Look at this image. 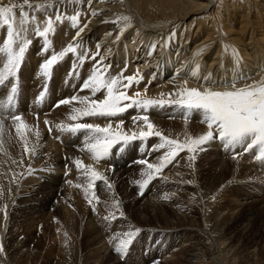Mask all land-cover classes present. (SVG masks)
I'll list each match as a JSON object with an SVG mask.
<instances>
[{
	"label": "bare ground",
	"instance_id": "bare-ground-1",
	"mask_svg": "<svg viewBox=\"0 0 264 264\" xmlns=\"http://www.w3.org/2000/svg\"><path fill=\"white\" fill-rule=\"evenodd\" d=\"M15 2L20 4L23 3V0H15ZM30 2L33 5H45V8L37 13L36 24L41 28L45 26V21L49 15L55 20L57 9L62 13H67V15H73L79 11L81 13L79 25L82 27L87 23L88 27L79 37L77 53L68 54L54 66L49 78L51 79L49 84L50 95L45 105L43 102L35 101L32 97L34 92L39 93L41 91L46 80V77L39 70V65L51 54L59 53L68 44L74 43L73 37L76 29L71 27L70 21L57 22L55 34L49 37L52 42L51 46L45 55L40 54L43 47L42 38H36L32 31L22 33L21 39H32L33 43L26 51L22 66L15 78L17 91L14 94L13 104L15 105V112L22 114V119L32 126L31 132L26 131L29 148L37 140L36 132L39 133V144L37 145V155L29 157L23 151L24 145L17 137L12 121L10 119L5 121L3 133L6 135V141L9 142L3 143L2 150L5 153L7 147L10 146L13 153V162H9L8 157L2 158L0 156V244L4 248V252L0 253V264H13L17 257L22 258L23 256L33 255L32 257L39 259L40 254H37L38 251H35L33 244H36L41 238L44 241L43 243L47 245V247L45 246L47 251L50 252L47 261L49 264H68L69 246L72 245L68 242L70 240L68 238L70 232H75L73 230L75 220H78L81 228L91 234L92 245L87 249L88 254L106 257L115 255L116 259L118 256L122 258L121 254L115 252V245L122 240V237L118 235L119 229L111 227L108 232H105L98 229L96 225L97 222L103 220L102 209H106L103 199L105 197L113 199V207L118 211L120 201L113 194L109 195L116 182L119 179L124 181L127 174L135 175L141 168H147L146 164L135 163L139 159L158 164L159 161L156 158L162 155L165 150L153 151V146L159 143L153 136L145 140L146 146H150V148L145 149L141 155L136 154L130 147L131 145L133 148H137L144 142L136 140L130 142L123 152L117 154L116 150L121 145H116L112 150L113 155L108 159L97 162L85 148L87 131H81L73 135L57 129L56 125L74 126L75 123H93L103 127L111 119L115 129V124L123 120V131L131 134V131H139V127H134L132 117L145 114L143 110L138 111L136 108H132L117 117H85L72 121L68 117L74 114L72 112L73 108L81 107L78 102L74 101L69 105H61L58 108L54 105L57 101L70 98L73 95L91 96L90 91H80V87L84 79L91 74L92 66L96 63V60L101 57H103L105 64L111 66V76L119 75L122 70H124L123 76L125 77L136 76L137 72L140 74V76H136V79L140 82L138 84L133 83L127 89V94L134 96L136 92H140L141 98L175 99V96L170 97L169 94L183 87L202 88L205 79L211 82L209 86L226 84L236 79L237 76L241 77L237 87L242 86L245 82H260L264 80V0H91L90 4L89 0H62V2L61 0H30ZM3 3L7 4L8 0H3ZM49 4L53 7L49 8ZM25 10L31 14L32 10L27 9V7ZM93 11L97 12L98 15L93 17L91 15ZM124 16H128L130 19L125 21L122 19ZM17 21H19L18 10ZM34 26L30 25V27ZM171 32H175L176 35L174 37L170 36ZM118 35L119 39H117ZM5 38L6 27L0 28V49H3ZM12 47L13 51H18V43L13 44ZM98 48L100 55H96ZM85 52L87 53L85 64L80 66L76 56L83 55ZM94 55H96V60L91 59ZM206 59H208V62L205 61ZM6 61L7 53L0 51V72H3V65ZM176 62L178 64L174 68V72L170 74L169 71ZM73 64H76V72L69 76ZM202 70L205 73L202 74ZM124 82L127 83V81ZM30 91H33V93ZM9 94H11L10 85L6 82L4 86H0V103H5ZM92 98L102 99L103 93L101 92L97 97ZM173 106L175 109L168 105L163 108L156 106L146 113L156 128L160 127L162 123L178 129V131L171 132L173 135L167 134L168 137L171 135L172 139L183 142L186 137L195 138L207 130L206 125L199 122L202 118L200 114H190L186 122L183 112L175 105ZM9 111H11V107ZM45 120L49 121V125H45ZM137 124L142 126L143 121H139ZM49 128H51V132H49ZM207 150L210 151L211 159L215 162L216 169L214 171L216 173L227 176L228 173L230 175L228 171H231L232 168L233 174L229 177L236 182L245 183V180H247L245 176L252 175L253 180L257 177L264 186V166H257L256 152L253 154L250 151L244 153L242 149L237 148L235 152L239 154L236 159H233V152L231 150L226 151L218 141L208 145ZM207 159L209 158L207 157ZM207 159H205L206 162L209 161ZM75 160H80L84 167L78 170L73 163ZM184 161V157H181L176 162L178 165L183 166L186 163ZM7 165L8 167H6ZM88 166H91L103 177V179L94 182L95 189H88V184L92 182L90 173L87 172ZM111 166H114V170ZM29 167L32 169L31 174L28 172ZM185 168L184 170L166 168L163 173L154 172V174H156V177L169 178L178 185L176 188L172 184L169 188L167 187L168 189L179 188L182 196L187 193L185 197H195L194 186L197 183L193 184L195 182H193L192 176L186 174L189 168V160L187 169L185 170ZM148 171L152 170L148 169ZM213 174L215 176V172ZM105 179L112 185L111 188L104 182ZM188 181H191V183H188ZM132 183H129L128 186L123 183L120 188L121 193L134 192L136 200L141 201L148 208H156L158 204L156 202L155 206L153 201L156 200L155 194L162 192L158 193L157 188L159 185L161 186V179L155 180L148 189L146 188V193L143 196L139 195V190L135 192L136 189ZM223 187L225 188V186ZM217 188L222 191L220 186H217ZM258 190L264 194L263 187H259ZM174 193L172 195H175ZM87 194L93 195L96 202L91 200ZM225 198L226 196L217 197L214 200L213 208L207 207L208 210L202 212L204 213L203 220L200 219V223L203 225L202 228L186 225L187 215L182 213L183 210L180 211L177 208L180 212H176V214L180 213L179 218L186 219L183 222L186 226L179 220L181 226L178 224L179 226L176 225V228L171 231L174 233L178 229L186 232L179 236L176 232L172 237V239H175L173 242L174 250L190 247L188 261L191 263L221 264L222 262L218 256L207 257L203 252L204 249L202 250V247H200L202 241L205 240L204 234L206 231L203 230V227L208 224V221H206L207 216L211 217L210 223L215 228L216 226L220 228L226 216L235 213L240 207L253 206L251 209L248 208L247 213L244 212V215L239 216L237 220L240 232L248 234L250 230L249 215L264 206V197L253 193L250 189L239 194L237 200L235 198L233 201L228 200L227 207H224L225 203H223V201H226ZM209 202L211 201L209 200ZM166 208L174 209L168 205ZM5 211L7 213L6 217ZM120 211H123V208ZM209 211L210 214H208ZM18 213L25 215V220L27 219L30 226L29 235L27 234L30 237V242H23L22 239L25 238H22L21 235L20 238L19 233L13 230L12 220L14 217L16 218L15 214ZM110 218L108 217V219ZM42 221H47L52 232L42 234L40 229L38 231L37 228ZM172 221H174V218ZM97 224L99 225V223ZM194 224L197 223L194 222ZM211 224L208 225L211 226ZM208 227L206 226V228ZM157 229L159 230V228ZM70 237L72 238V235ZM71 240L73 241V239ZM224 244L218 243L216 246H218V249H222ZM228 247L231 246L228 245ZM230 250L232 249L230 248ZM73 252L76 254L78 251ZM164 256V261L168 258L169 261L170 258L174 261L173 253L172 255L169 254L167 258V254ZM74 258L76 259V257ZM96 260L98 261L97 258ZM96 260L92 261L91 264H98ZM70 261L72 262V260ZM23 263L25 264V262ZM85 263L87 264L86 260Z\"/></svg>",
	"mask_w": 264,
	"mask_h": 264
},
{
	"label": "snow or ice",
	"instance_id": "snow-or-ice-1",
	"mask_svg": "<svg viewBox=\"0 0 264 264\" xmlns=\"http://www.w3.org/2000/svg\"><path fill=\"white\" fill-rule=\"evenodd\" d=\"M90 3L91 0H89ZM26 7L32 10L31 14L25 10ZM48 7L51 8L53 5L49 4ZM44 8L45 5H33L30 0H23V3L20 4L16 3L15 0H8V3L4 4L3 0H0V28L6 27V38L3 40V49H0V51L7 53V61L3 65V72H0V86H4L8 82L11 93L7 96L5 103H0V134L3 132L5 121L10 119L15 127L17 137L24 145L23 151L29 157L37 155L39 133H35L37 140L29 148V139L26 131L31 132L32 126L22 119V114L15 112V105L13 104L14 94L17 91L15 78L22 66L26 51L33 43L32 39H21L22 33L32 31L36 38H42L43 47L40 54L45 55L51 46L52 42L49 37L55 34L57 22L70 21L71 27L76 29L73 37L74 43L68 44L59 53L51 54L49 58L39 65L42 75L50 78L52 70L58 62L62 61L70 53H77L79 37L88 27L87 23L82 27L79 25V17L81 15L79 11L73 15H67V13H62L57 9L55 20L49 15L45 21V26L41 28L36 24L37 13ZM17 10L19 21H17ZM91 15L95 17L98 13L93 11ZM122 19L128 21L130 18L124 16ZM30 25L35 26L30 27ZM175 35V32L170 33L172 37ZM119 38L118 35L117 39ZM17 43L18 51H13L12 45ZM96 55H100L99 48ZM96 55L92 56L91 59L96 60ZM86 57V52L83 55L76 56V60L80 66L85 64ZM110 67V65L104 63L103 57L96 60V63L92 66L91 74L84 79L80 87V91H90L91 96L73 95L70 98L57 101L54 105V107L58 108L61 105H69L74 101L78 102L81 107L73 108L72 112L74 114L68 117L72 121L85 117H117L132 108H136L138 111L143 110L145 114L132 117L134 127H139V131H131V134L123 131V120L115 124V129L113 128L111 119L103 127L93 123H75L74 126L56 125L57 129L73 135L81 131H87L85 148L92 154V158L95 161L99 162L108 159L113 155L112 149L116 145H121L118 151L123 152L130 142L136 140L145 141L153 136L158 137L160 141L153 146V151L159 152L161 149L165 150L162 155L156 158L159 163H149L145 159L137 160L135 163L140 165L146 164L147 168L155 173H160L164 168L173 164L177 156L185 149L191 154L188 157L190 161L189 166H194L197 155L200 152L206 151L208 145L217 141L226 151L231 150L233 152V159H236L239 154L235 150L241 148L244 153L258 149L259 154L255 158L257 160H264V80L253 83L245 82L242 86L237 87V83L241 79L239 76L226 84L215 86H209L211 82L205 79L202 88L183 87L169 94L170 97L175 96V99L157 100L141 98L140 92H136L134 96H129L127 89L133 83L138 84L140 82L136 79V76H140V74L137 72L136 76L125 77L123 76L124 70H122L119 75L111 76ZM75 72L76 64H73L68 75L71 76ZM124 81H127V83ZM101 92L103 93L102 99L92 98L97 97ZM39 95L43 97L45 92L42 91ZM165 105H175L180 109L184 114L186 122L190 114H200L202 118L199 122L206 125L207 130L195 138L188 136L183 142L163 135L156 129L149 115L146 113L153 107L158 106L163 108ZM10 107L11 111H9ZM139 121H143L142 126L137 124ZM44 123L46 126L49 125L48 120H45ZM49 132H51V128H49ZM2 148L3 142L0 140V149ZM73 163L78 170L84 167L80 160H75ZM111 167L114 170V166ZM28 172L31 174V167H29ZM87 172L90 173L92 181L88 184V189H92L94 182L103 179V177L92 169L91 166L87 167ZM13 175L15 176L16 174L14 173ZM148 177V180L142 183L137 181L140 196L144 195L146 187L152 179L151 172L148 174ZM104 182L109 188L112 187L106 179ZM188 183H191V181H188ZM6 216L7 213L5 211ZM138 233L139 229H136L135 232H126L124 235L127 238L120 241L115 248V252L123 255ZM3 252V245L0 244V253Z\"/></svg>",
	"mask_w": 264,
	"mask_h": 264
},
{
	"label": "rangeland",
	"instance_id": "rangeland-1",
	"mask_svg": "<svg viewBox=\"0 0 264 264\" xmlns=\"http://www.w3.org/2000/svg\"><path fill=\"white\" fill-rule=\"evenodd\" d=\"M172 50L174 51L173 48H172ZM205 61L208 62V59H206ZM177 64H178V62H176L173 65V68L169 71L170 74H172L174 72V68L177 66ZM203 73H205V72L202 70V74ZM172 108H174V106H172ZM156 129L157 130L160 129L159 131L161 133L163 132L164 134L163 133L162 134L165 136H167V134H171V132L178 131V129H176V127H169V126L164 125L162 123L160 124V127H157ZM4 130L5 129H3V131ZM171 135H173V134H171ZM171 135H169L170 138H171ZM5 136L6 135H4V133L2 132V134H0V140H2L3 143L4 142L8 143L9 141H6L7 138ZM154 139L158 140V142H160L159 138L155 137ZM130 147H131V149H133L132 151H134L136 154H139V155H141L145 151V149L148 150L150 148V146H146L145 141L137 147L138 149L136 147L133 148L131 145H130ZM139 149H140V151H139ZM238 149L240 150L241 148H238ZM118 152L119 151L117 149L116 154ZM255 152H256V156H257L258 155V149H256L255 151L254 150L250 151L251 154H253ZM119 153H121V152H119ZM186 153H188V152H186V149H185L184 151H182L179 154V156H177V158L173 162V164L167 166L166 168L167 169L173 168L174 170H184V168L186 167L185 168V170H186L187 165H188V160H189L187 157L189 155H191L190 153H188V154H186ZM209 153H210L209 150L200 152L197 155L195 165L192 167L189 166V168L187 169L186 174H189L190 176H192V180H194L193 182H195L193 184L197 183L195 186L193 185L195 197H193V196L192 197L191 196L185 197L187 193L182 196V193L179 190V188L176 189L178 187V185L175 184L173 181H171V179L169 180V178L164 179V178L156 177L155 176L156 174H154L153 171H150L152 173V179L149 181V184L146 187L147 189L151 186V184L155 180L161 179V186L159 185L157 188H158V193L161 191L162 192L159 194L156 193L158 197L155 194L154 197L156 198V200H154V197H153V200H154L153 202L155 203V206H156V202L158 204L156 206V208L158 207L157 210L155 207H154L155 209L154 208H148V207H146V205H143L141 201L136 200L135 199L136 195L134 192H131V193L127 192L124 194V193H121V191H120V188L122 187L123 183H125L128 186L129 183L134 182V183H132V185H134V188L136 189L135 192H137L139 190V184L137 183V181L142 183L143 181L148 180V178H149L148 174L150 172L148 171V169L146 167L141 168L140 169L141 171L138 170L135 175L127 174L126 177H124V181L119 179L116 182L115 186L112 188L111 192H109V195L111 196V194H113L114 196H116V199L120 201V207H119L120 209H118V211H117L113 207V199H109V197H105L103 199L105 202L104 201L103 202L106 204V209L105 208L102 209L103 220H101L100 222H97V223H99V225L96 223L97 228L102 229L105 232H108L111 227H114V228L116 227L117 229H119L118 235H120L122 237V239L127 238L124 235L126 232H129V231L135 232L136 229H139V233L134 237L132 244L126 250V252L123 255H121L122 258L120 256H118L116 259L115 255L112 257L97 256L96 254L92 256L91 254H88L89 251L87 250L92 245L91 234L89 232H86L84 230V228H81L79 226L80 223L78 222V220H75L74 221V227H73V230L75 232L72 231L73 234H72V232H70L69 235L70 236L72 235V238L70 236L68 238V240L70 239L68 242L70 243V245L72 244L71 246H69V250H70L71 254L69 253V255H68V257H69V263L68 264H86L85 260H86L87 264H91L92 261L96 260V258L98 259V261L96 260L98 262V264H187V263L193 264V262L191 263L190 261H188L189 260L188 254L191 251L190 247L189 248H182L183 250L180 248L182 251L179 249H178L179 251L174 250L175 246H174L173 242L175 239H172V237L175 235L176 232L178 234L177 236L182 235L186 232V231L183 232L182 230L177 229L173 233L171 230H174L176 228V225L180 224V226H181V222H182V224H184V225L186 223V225H188V224L193 225V227H195V228L196 227L202 228L203 225L200 223L203 220L202 217L204 215V213H202V212H206L208 210L207 207L213 208L214 200L219 196H226V198H225L226 201H223V203H225L224 207L228 206V202H227L228 200L233 201L234 198L236 199L239 196V194H242L243 191L244 190L246 191L247 189H250L253 193L259 194L260 196L264 197V194L258 190L259 187L264 188V186L262 185L260 180H258L257 177H255L256 179L253 180L254 178L252 177V175H247V176H245V178H247V180H245V183H238L235 180H233V178H230L231 175L233 174L232 168H231V171L230 170L228 171V172H230V175H228L229 173L227 172L228 173L227 176L226 175L221 176V174L216 173V171H214L216 169L215 168L216 165H215V162H213L211 159L212 158L210 156L211 153L210 154ZM203 155H205V156H203ZM0 156L2 158L8 157L9 162H11V163L13 162V157H12L13 153L11 151L10 146L7 147L5 153L2 149H0ZM185 156H187V157H185ZM181 157H184V160H185L184 162H186L185 165H183V166H181V164L178 165V163H177ZM207 157L209 159H207ZM205 159H207V161L208 160L209 161L206 162ZM202 161H204V162H202ZM256 161H257L256 162L257 166L258 165L264 166V160H257L256 159ZM175 165H176V167H175ZM177 165L180 167L178 168ZM189 165H190V161H189ZM6 167H8V165ZM144 168H145V170H143ZM166 168H164L161 171V173H163V171ZM210 171H211V173H210ZM214 172H215V176L213 174ZM194 175H195V177H194ZM209 179H211V180H209ZM231 180H232V182H231ZM256 180H258V181H256ZM172 184H174L176 186V188L173 190L168 189L169 186ZM208 184H210V185H208ZM222 185L225 186L226 190ZM217 186L218 187L220 186V188H222V191L219 188H217ZM207 187H208V189H207ZM251 188H253V189H251ZM93 189H95V186L93 187ZM170 190L172 191V193ZM195 190L196 191L198 190V192L196 193ZM176 191H178V192H176ZM174 192H176V193H174ZM145 193H146V190H145ZM169 193H171V194H169ZM173 193L175 195H172ZM87 195L91 200H94L93 195H91V194L90 195L87 194ZM173 196H175V197L177 196V198H175ZM208 196L210 197V199ZM214 197H216V198H214ZM182 198H184L183 203H182ZM193 198H194V200H193ZM108 199H109V202L107 203ZM178 200H179V202H178ZM191 200H193V201H191ZM209 200L211 202H209ZM221 203H222V201H221ZM171 204L172 205L174 204L173 207ZM176 204L178 205V207ZM167 205L171 208H174V209L170 210V209L166 208ZM185 205H186V208L188 210L185 208ZM122 208H123V211H120ZM177 208L180 211L183 210L182 213L184 215H187L186 216L187 220L183 219L182 217H181V219L179 218L180 213L176 214V212H180V211L177 210ZM199 208H200V210H199ZM248 208L251 209V208H253V206L240 207L237 211H235V213L231 214L230 216H226V218L222 221L223 223L221 222L222 223V227L220 226L221 229L219 228V226H216V228H217L216 229L215 226L210 223L211 217L207 216L206 221H208L207 223L211 224V226H209L207 224L206 226L207 227L209 226L208 228H206V226L203 227V230L206 231L204 234L205 240L202 241V244L200 246V247H202L201 248L202 250L204 249L203 252L206 254L207 257L214 256V255L218 256L219 260L222 261L221 264H264V206L260 207L259 209H256V211H254L253 214L249 215L248 219H249V224H250L249 225L250 230H249L248 234L247 233L242 234L239 230V226H237V220L239 219V216L242 217L244 215V212L247 213ZM204 209H205V211H203ZM172 211H173V213H172ZM210 211L208 212V214H210ZM114 213H117V214H114ZM190 214H192V216L189 217ZM17 215H18V217H17ZM15 216H16V218L14 217L12 220V222H13L12 227L14 228L13 230H14V232L19 233L18 234L19 236L21 235L22 238H25V239H22L23 242H28L30 239V237L28 236L30 226L27 223V219L25 220V215H20V213L15 214ZM45 216H43V217L45 218ZM105 217H107V219ZM108 217L109 218L111 217V218L108 219ZM112 217H116V218H112ZM170 217H172V218H170ZM173 218H174V221H172ZM193 218H194V220H193ZM165 219H167V220L165 221ZM200 219H201V221H200ZM170 220H171V222H170ZM179 220L181 222H179ZM184 221H185V223H183ZM194 222H196L197 224H194ZM198 223H199V225H198ZM167 224H168V229H167ZM184 225H182V226H184ZM194 225H196V226H194ZM172 227H174V228H172ZM15 228H16V230H15ZM157 228H159V230ZM209 228H212V229H209ZM37 229H38V231L40 229V232H42V234H49L50 232H52L49 224H47V221H42V223L38 226ZM160 229H161V231H160ZM217 230L220 233H218ZM214 231H216V232H214ZM21 236H20V238H21ZM73 236L76 238H74ZM71 239H73V241ZM74 241H75V243H74ZM76 241H77V243H76ZM43 242L44 241L41 238L38 240V242H36V244H33V246L36 249L35 251L39 252V253L37 252V254L38 255L40 254L39 259L37 257H32L33 255L28 256V257L23 256L22 258L17 257V259H16L17 261L15 260L13 264H24L23 262H25V264H27V263L28 264H43V263L49 264L47 261L49 260L48 257H49L50 252L47 251V248H46L47 245L44 244ZM218 243H223V244L225 243L224 247L222 249H218V246H216ZM118 244H116L115 246H117ZM226 244H228L231 247H228V245H226ZM74 245H76V246H74ZM77 245H78V248H77ZM214 247H216V248H214ZM230 248L232 250H230ZM41 250L43 253L41 252ZM173 250H174V252L178 251L179 254H177L178 252L174 253ZM213 250H214V252H213ZM73 251H78V252L76 254H74L75 252H73ZM172 253H173L174 261L172 260V258H170V261H169V258L167 260L166 258L169 257L168 255L169 254L172 255ZM221 253H222V255H221ZM78 254H79V257H78ZM166 254H167V256L165 258L166 260L164 261L163 258L165 257L164 255H166ZM41 255H44L46 258L44 256H41ZM180 255H181V257H180ZM74 257H76V259ZM94 257H95V259H94ZM100 257L101 258L104 257V258L101 259ZM70 260H72L73 263ZM186 260H187V262H186ZM88 262H90V263H88Z\"/></svg>",
	"mask_w": 264,
	"mask_h": 264
}]
</instances>
